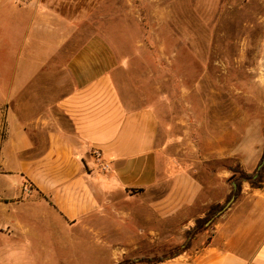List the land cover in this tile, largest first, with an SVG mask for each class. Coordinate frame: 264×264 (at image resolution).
<instances>
[{"label":"crops","instance_id":"1","mask_svg":"<svg viewBox=\"0 0 264 264\" xmlns=\"http://www.w3.org/2000/svg\"><path fill=\"white\" fill-rule=\"evenodd\" d=\"M95 8L94 0L28 5L27 33L14 43L12 80L0 95V237L15 238L0 252L29 253L30 264L70 263L64 253H85L88 239L105 264H145V238L159 241L170 222L190 229L236 187L230 170L213 172L223 189L217 196L215 182L206 186L178 167L162 184L159 117L148 98L128 90L123 39L100 29ZM211 153L248 171L246 156L261 155L243 133ZM211 231L206 244L156 264H264V187L244 184Z\"/></svg>","mask_w":264,"mask_h":264},{"label":"rangeland","instance_id":"2","mask_svg":"<svg viewBox=\"0 0 264 264\" xmlns=\"http://www.w3.org/2000/svg\"><path fill=\"white\" fill-rule=\"evenodd\" d=\"M109 1L94 0V19L106 34L116 35L119 41L123 39L119 47L129 58L125 60L130 65L126 76L131 87L128 90L148 98L157 112L161 124L162 184L178 167L190 171L206 186L215 182L213 190L221 196L223 189L213 172L239 168L255 174L254 179L258 178L257 173L264 177V162L261 166L264 159V0H160L162 6H158L157 0H116L118 11L112 10ZM33 2L0 0L2 99H5L2 89L12 80L14 43L27 33V18L22 11ZM159 7L164 10H157ZM133 40L142 42L134 44L130 42ZM0 117L3 122L5 108L1 105ZM241 133L247 145L260 149L261 155L256 160L252 155L246 156L252 160L251 171L211 153L213 147L229 143ZM239 177L240 174L231 171L228 184L236 185ZM244 184L252 187L248 181L244 180ZM163 190L168 194L167 188ZM204 198L206 195L201 199ZM209 210L210 207L203 219ZM218 213L199 232L195 231L196 220L193 227L185 230L170 222L166 236L159 241H150L151 237L155 238L150 234V238H145L149 243L148 257L147 252H139L146 257L143 263L156 264L149 261L184 250L190 252L206 244ZM14 240L0 237V245L13 244ZM89 243L90 239L87 240L90 250L85 253L75 250L64 253L74 259L62 263L105 264L106 254L96 256ZM28 255L0 252V264H30ZM121 261L134 263L131 257Z\"/></svg>","mask_w":264,"mask_h":264},{"label":"trees","instance_id":"3","mask_svg":"<svg viewBox=\"0 0 264 264\" xmlns=\"http://www.w3.org/2000/svg\"><path fill=\"white\" fill-rule=\"evenodd\" d=\"M263 162H264V159L261 163V166H263ZM231 171H233L235 174L236 173L240 174V177L235 180L236 181L235 182L236 183L235 189L229 195L227 201L224 204H213L210 206V210H209V213H208V216L206 219L197 220L196 229H195L196 232H199L203 228V224H205L208 220H210L211 217L214 214H216V212H219V213L222 212L227 207V204L232 200V198L238 199L241 196V191H242L244 180L248 181L253 188H261L262 187L264 177L262 176L261 173H257L258 178L254 179L255 174H249L246 171L241 170L239 168H232ZM162 260L163 259H159L157 261H149V262L158 263ZM119 264H130V263L123 261V262H120Z\"/></svg>","mask_w":264,"mask_h":264},{"label":"built area","instance_id":"4","mask_svg":"<svg viewBox=\"0 0 264 264\" xmlns=\"http://www.w3.org/2000/svg\"><path fill=\"white\" fill-rule=\"evenodd\" d=\"M95 157L97 160H100V157H101V153L100 152H96L95 153ZM100 167L103 169V170H107L109 168V165L107 163H104V162H101L100 163Z\"/></svg>","mask_w":264,"mask_h":264},{"label":"water","instance_id":"5","mask_svg":"<svg viewBox=\"0 0 264 264\" xmlns=\"http://www.w3.org/2000/svg\"><path fill=\"white\" fill-rule=\"evenodd\" d=\"M235 198H232L231 202L234 200Z\"/></svg>","mask_w":264,"mask_h":264}]
</instances>
